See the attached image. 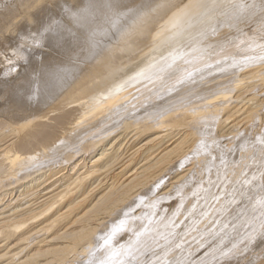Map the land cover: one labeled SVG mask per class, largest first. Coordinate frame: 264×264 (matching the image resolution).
Listing matches in <instances>:
<instances>
[{
    "label": "rangeland",
    "instance_id": "374dc122",
    "mask_svg": "<svg viewBox=\"0 0 264 264\" xmlns=\"http://www.w3.org/2000/svg\"><path fill=\"white\" fill-rule=\"evenodd\" d=\"M194 1L0 0V112L2 111L0 119L6 117L3 111L9 106L11 108L15 103L10 93L20 90L24 102L32 107L33 116L48 113L50 126L46 129L62 136L61 132L68 125L65 123V117L61 115L64 111L53 112L52 106L61 101L69 102L73 107L77 106L81 101L102 94L99 89H106L113 80L118 82L117 80L120 79L119 82L127 84L129 82L127 77L134 72L129 71V65L134 67L154 59L160 50L158 48L162 45L161 43L159 45V39L169 38V41L170 38H179L172 37L170 34L172 31L168 33L169 20L180 8L194 4L198 0ZM217 1L222 3H214L218 6H207L206 11L202 9L210 17V20L203 21L204 24L210 21L206 31L200 32L201 35L195 34L193 28V31H190V36L198 35L201 40L197 36L198 39L194 38L196 40L194 42L189 36V39L191 38L189 43L192 41L196 43L197 46L194 47L197 55L201 53L203 57L201 59L205 58L206 65L209 66L210 63L211 68L215 62L216 68L212 69L219 73L235 74L238 71L237 73L244 74L246 71L247 76L255 75L254 78L245 80V85L243 84L245 87L241 88L242 93L238 92L240 94L238 100L233 99V101L230 96L226 98L231 104L229 114L233 113L229 120L221 125L214 124L212 118L204 122L201 120L203 125L201 124L199 129L202 126L203 130H197L198 134L194 131L195 136L193 137L192 134V141L190 140L192 143L186 144V148H183L185 151L181 150L183 154L174 153L172 162L156 166H150L155 161L154 158L173 148L179 142L178 140L174 142V139H179L178 137L184 133V128L180 127L176 130L169 128L168 130H175V133L179 131V135L167 143L164 142L165 145L162 142L163 146L158 141L156 147L149 148L152 151L151 155L145 159L147 149L143 150V153L141 145L151 146L156 141L154 138H157L156 136L161 132L166 134L167 130L166 132L147 131L140 134L135 128H124L122 120H109L111 131L119 129L116 133L119 135L115 157L120 156L107 172L99 176L95 175L91 179L90 182L94 183L88 186L86 193L81 196L80 192L75 194L76 197L78 196L76 201L82 203L80 205H85V208L78 207L70 216L52 225L53 218L47 220V217H54L51 215L56 211V206L59 209V205H54V210L49 211L51 215L46 211L48 215L44 213L46 217L38 221H35V218L28 219L24 227L16 231L15 235L6 236V228L1 227L4 224L1 222L7 220V216H10L9 219L15 218L9 208L14 205L20 208L16 214L19 219L28 218L33 213L48 207L46 203L51 196L62 191V194L58 195L61 197L67 192L63 189L72 181L71 175L75 172H72L71 167L63 168L68 163L66 152L68 150L75 153L84 152L83 144L76 138H73L72 143L67 140L68 144L65 139L62 140L61 144L57 145V149L49 153L43 151L39 137L29 138L26 144L33 158L21 164L23 166L15 170L16 175L0 177L2 178L0 197L2 192H13L11 195L7 194L4 201L12 205L7 207V211L0 213V264H12V262L18 264L20 260L31 254L33 249L36 250V247L46 249L70 244L69 240L57 236L63 232L85 228L84 224L87 220L93 223L92 226L97 227L95 244L91 249L89 248L87 256L72 264H264V78L262 77L264 76V0ZM197 7L198 10L202 8V6ZM202 11L199 13L202 14ZM163 26L165 27L162 28ZM162 29L167 30L164 32ZM213 31L217 32L218 36L213 37L216 35H213ZM133 32H136V35ZM131 33L137 36L134 38H139V41L132 44L135 49L131 50V56L123 53L121 59L113 64L111 69L116 73L110 82L96 83V66L104 65L109 55L119 54L123 50V52L129 51L128 46L125 45L127 40L125 41L124 38ZM202 35L209 37V41ZM219 36L220 38H217ZM212 37L218 40H213ZM219 39L221 41L223 39V42ZM172 41H169L172 45L178 43L177 40L173 43ZM205 41H208L207 44ZM213 42L214 44H211ZM217 42L219 44L221 42L223 46ZM230 44H234L235 47H231L236 50L226 48ZM215 45L222 47L220 50L218 47L220 52L216 50ZM202 48H209L210 53L209 50L205 51L203 56L205 49ZM213 49L218 51V54L211 51ZM215 54L219 57L215 58ZM206 58L209 59L208 62ZM120 67L125 70L118 72ZM203 67L205 66L193 65L189 70L176 75L169 82L173 83L172 90L184 84L186 77L188 79L195 76V73H202ZM102 69L104 70V67ZM25 73L30 74L28 80L23 76ZM139 85H142L140 90H144L143 83ZM7 88L10 90L9 95L6 94ZM160 92L162 95L166 93L164 88ZM149 94L150 92L144 93L143 98L140 96L141 101L138 98L141 104H138L136 111L131 113V119L136 114L133 119L148 113V109H153L151 111L156 109L151 108L155 101L152 100V103L150 99L145 100L146 95ZM172 94L173 92L170 91L163 95L159 99L160 103L167 104ZM162 105L159 104L158 107ZM3 107L5 110H2ZM86 110L83 109L84 112ZM107 115L102 119L113 118V112ZM56 117L58 118L55 121ZM61 118L65 119L63 123ZM13 141H17L16 138L11 139L6 145ZM149 142L151 143L147 144ZM104 144L109 145V142ZM108 145L107 148L110 147ZM4 147L6 148L5 145L0 147L1 158L5 154ZM139 147L140 152H138ZM128 162L131 165L126 169L125 175L120 179L114 178V172L120 171L124 163ZM49 166H57V171L52 173V176L47 171ZM46 171L45 175H49L47 176L49 179L39 187L29 186L32 177L28 174L33 172L32 176H40ZM41 179L45 180V176ZM114 182L121 184L119 187L116 185L119 189L117 197L123 196L125 192L127 194L126 198L116 202L107 212L104 210L107 207L103 206V198ZM15 195L18 196L12 202L7 201ZM4 203L0 206V210L5 206ZM85 211L89 214L78 222ZM98 215L100 221L94 222ZM156 237L160 238L157 240ZM109 242L115 245L114 252L110 253L109 260L107 256L102 259L100 255L106 253ZM7 251L11 252L3 255ZM113 254L115 257L112 256ZM38 261L37 264L71 263L67 260H64L67 263L61 262L58 256L53 257L51 254L39 256Z\"/></svg>",
    "mask_w": 264,
    "mask_h": 264
},
{
    "label": "bare ground",
    "instance_id": "6f19581e",
    "mask_svg": "<svg viewBox=\"0 0 264 264\" xmlns=\"http://www.w3.org/2000/svg\"><path fill=\"white\" fill-rule=\"evenodd\" d=\"M214 3L221 4L222 2H219L217 0H198L196 3H194V4L191 3V5L188 4V6L186 5L187 7L185 6L183 8H180L179 11L172 14L173 18L172 17H171L172 19L170 18L171 20H169L170 23H168L169 25L167 26L168 27L167 29L168 30L170 29L168 31V33L172 31V33H170V34H172L171 35L172 37H174V36L179 37L178 39H176L175 37H174L175 39L170 38V40H173V41L177 40L176 42H178V43L177 44L174 43L172 45L169 43L170 40L168 41L169 38L166 40L165 39L164 40L159 39L160 42H158V43H159V45H160V43L162 45L160 46L161 48H158L160 50H159V52H157L154 59L146 61L142 64L140 63V64H138V66H134V67L132 65H129L130 66L129 71L133 70L134 72H132V74L127 77L128 78L127 80L129 81V82H127V84H124L123 82H119L120 79L117 80L118 82H116V81L114 82V80H113V83L110 84L109 86H107L106 89H104V88L99 89L100 93H102V94H99L95 98H89L88 100L81 101L79 103V105L74 106V107L71 103L66 102V101H61V102H57V104H54L52 106L53 107L52 109H54L53 112L57 111V110H63L64 112L61 113V115L63 117H65L66 120L61 118V122L63 123L65 120V123L68 124L66 127H64L63 131L61 132L62 136H59V134H56V132L49 131L46 129V127L50 126V123L48 122V120H49L48 113L33 116L34 113L32 111V107H29L27 102H24V100H23L24 97H22V92L20 93V90H19V92L17 91L16 93H10V90L8 88L6 89V91H7L6 94L9 95V93H10V96H12L11 98L14 99L15 103H13L11 105V108L9 106V108H7L6 110L4 109V107L2 108V110H5V111H3V114H5L6 117H4L3 119H0V147L5 145L6 148L4 147L5 148V149H3L4 151L2 150L5 154H3L2 158L1 157L0 158L6 160V162L4 160L0 159V177L7 178L6 176H8V175H11V174L16 175L17 172L15 170L22 167L23 165L21 166V164H25V162H27L33 158L32 156H30L29 146L26 144V142L29 140V138L39 137L40 143L43 146V151H45L47 153H49L50 151H54V149L57 147V145L61 144L62 140L64 141V139H65V141L68 140L69 142H71V141H73V138L74 139L76 138L77 141H80V143L83 144L82 148L84 149L83 153H79V152L75 153V151L72 152L69 150H68V152H66L67 153L66 157H67L69 164L67 163L68 165L66 164L67 166L65 165L63 168L71 167L70 169L72 170V172L75 171L74 174L71 175L72 181L64 187L63 191H67L66 193H64L61 197H58V195L62 194V191L56 195L51 196L48 200L49 202L47 201L48 203H46V204H48V207L46 206V208L44 207L43 209L39 210L40 212L33 213L28 218L21 217V218L17 219L16 214L18 211H20L19 210L20 208L18 206H15V205L12 208H9L11 203H7V204H6V202L4 203L7 194L11 195V194H13V192H11V191L10 192L8 191L5 193L2 192V195L0 197V206H2L3 203L5 206L0 210V213H4V211H7V207H8L9 210L13 211L12 215H15V218L9 219L10 216H7L8 217L7 220L1 222V223H4L1 227L6 228V230H5L7 232L6 236L8 234L10 236L15 235L16 231H20V229L22 227H24L23 225L28 221V219H34L35 218V221H38V220L42 219L43 217H46L44 215V213H46V211L51 212V209L54 210V208H55L54 205H59V209H57V206H56V211L52 215L49 212V214L51 216H54V217H50V216L47 217V220L53 218L51 221L52 225H54L55 222L58 223V221H60L61 219L70 216L71 213L75 209H77L78 207H80V206L84 207L85 206V205H80L82 203H79V201H76L78 196L76 197L75 194L76 193L78 194L80 192V196H81L84 193H86L88 186L92 185L94 183V182H90L91 179L95 175L99 176L100 174H103L105 171L107 172L110 169V167H112L115 164V162L117 161V159L120 156L119 155L117 158L115 157L116 156V144H117L116 141L118 138L117 136L119 135L116 133H118L117 131L119 129L117 131L115 129L111 131L110 129H112V126L110 125L111 123H109V120H111V121H113L114 119L115 120H118V119L122 120L123 121L122 123L124 124L122 126H124V128L125 127L135 128V130L138 133L140 132V134H144L145 132L147 133V131H154V132L155 131H158V132L159 131H165L166 132V130H167L166 134H163L162 132L159 134L157 132L159 135L156 136L157 138H154L156 140L155 142L153 139L154 143L151 146L143 147V145H141L142 151L143 150L145 151L147 149V152L145 154L146 156H144L145 159L148 158L149 155H151L152 151H150L149 148H151L153 146L156 147V144H158V141H159V144H161L163 142L162 144L165 145L164 142L167 143L168 141L173 140L175 137H177L176 135H179V131L177 133H175L176 129H178L180 127H182V129L184 128V133L178 137L179 139H176V140L174 139V142L177 140L179 142L173 148L166 151L160 157L154 158L155 161L153 163L151 161L152 164L150 166H156L158 164H164V163L166 164V162L168 163L169 161L172 162V155L174 153L181 152V150L186 146V144L190 142L192 134L195 133L194 131H197V130L200 131V129L202 127L201 126L199 129V126L202 124L201 120L204 122V121L212 118V120L215 121V122L213 121L214 124L216 123V125L217 124L221 125L225 121L227 122V120H229V118L231 117V114H233V113L229 114V112H231L230 111L231 104L228 103V102H230V100L228 101V100H226V98L228 96H230V98L232 100L233 99L238 100L240 97V94L238 92H241V88H242L243 84L245 83V80H247L251 77L254 78L255 75L252 74V75L247 76L245 74V73H247L246 71L244 74L243 73H237L238 71L235 74H232V72L231 73L230 72L229 73L228 72L227 73H222V72L219 73L218 71L212 69L213 67L216 68V66H214L215 62H214L213 66L211 65L212 66V68H211L210 63H208L209 66L206 65V63L204 61L205 58H204V60L201 59V57H202L201 53L197 55V53L195 52L196 47H194V45L196 43H194V42L196 40H194V38L198 39V37H199L198 35L199 34L201 35L200 32L203 33L204 31H206L205 29L208 27L207 24L210 22L209 21L210 17L207 15V12H203L202 9L205 10L207 6H211V7H213V5L218 6V4H214ZM102 5H104V4H102ZM197 6H199V7L202 6V8H200L201 10L199 9L200 11L203 12L202 14L199 13L200 11L198 10ZM106 7H107V5H106ZM162 16H163V14H162ZM163 17L165 18V16H163ZM205 17H206V19H204ZM207 19H209L208 22L206 24H204L203 21L206 22ZM164 27L165 26H163L162 28H164ZM192 28L194 29V32H196L195 34H198V35H195V34H192V35H194L196 37L198 36L197 38L190 36V31H193ZM143 29H145V26L143 27ZM167 29H164V30H167ZM137 30H138V28H137ZM164 30L162 29V31H164ZM150 31H151V28H150ZM133 33H131L129 35L128 34L125 35V38H124L125 41L127 40V44H125V45L128 46L129 51L125 50V52H123L124 51L123 50L119 54L109 55L107 57V59L104 61V65H102V66L97 65L96 66V68H95V74H96V77H95L96 80L95 81H96V83H101L103 81L104 82H110L112 76L116 73L115 71L112 72L111 67L113 66V64L115 62L117 63L121 59L123 53L125 55L127 53V55L131 56V50L135 49V46L132 44L136 41H139V38H134V37H137V36H134V34L136 32L134 34ZM216 33L213 31V35ZM205 34L207 35V33H205ZM209 34L212 35V33H209ZM221 34L224 36L223 33H221ZM221 34H219V35L221 36ZM189 36L193 38L194 42L192 41V43H189V42H191L190 41L191 38L189 39ZM216 36H218V35L216 34L213 37H216ZM220 36L217 38H220ZM202 37L208 38V41H209V37H204L203 35H202ZM165 38H167V37H165ZM199 39H200V37H199ZM216 39L213 38V40H216ZM223 39H225V38H223ZM223 39H222V41L220 39L219 40L221 42H223ZM121 41H122V39H121ZM173 41H172V43H173ZM208 41H205V43ZM225 41H226V39H225ZM221 42H220V44H221ZM145 43H147V42H145ZM199 43H201V41ZM226 43L228 44V42H226ZM229 43H230V41H229ZM211 44H214V42ZM227 44H226V46H227ZM119 46H120V42H119ZM195 46H197V45H195ZM201 46H203V45L201 44ZM221 46H223V45L221 44ZM231 46H234V44H230V46L226 47V48H228L229 50H234V49L236 50V48H234L235 46L234 47H231ZM205 47H207V46L205 45ZM209 47L211 48L212 46H209ZM215 47H216V45H215ZM218 47H216L217 48L216 50H218ZM140 48H141V46H140ZM197 48H201V47H197ZM221 48L222 47H219V50ZM123 49H124V47H123ZM204 49H203L204 50L203 56L205 55L204 53H206L205 51H208L209 48L208 49L204 48ZM197 50H199V49H197ZM214 50L215 49H213L211 51H214ZM139 52H140V50H139ZM208 52L210 53V50ZM214 52H216V51H214ZM217 52H216V54H218ZM224 52H225V50H224ZM224 52H222V53H224ZM154 53H156V52H154ZM209 53H208V55H209ZM150 55H152V54H150ZM208 55L206 56L207 58H208ZM211 56H214V55H211ZM137 57H138V55H137ZM218 57L219 56L216 55L215 58H218ZM147 58H148V56H147ZM207 58H206V61L208 62L209 59L207 60ZM133 59H134V57H133ZM211 59L215 60L214 58H211ZM126 60H128V59H126ZM123 65L124 64H122L121 67H123ZM193 65H198V66L204 65L205 67H203V72L200 74L195 73V76H193L191 78L189 77L188 79L186 77L185 78L186 80L184 79L185 80L184 84H182L181 86L176 87L174 90H172L174 87V86L171 87L173 83H169V82L171 80H173V78L176 75L180 74L183 71L189 70ZM103 67H104V70L102 69ZM120 68L118 69V72L125 70V68H121V69ZM23 76H25V80H28V78H30L29 73H25ZM262 77L264 78V76H262ZM25 80H23V81H25ZM143 81L146 82V84ZM140 83H143V85L145 84L144 85L145 87L143 88L144 90H142V89L140 90V88L142 86V85H139ZM243 87H245V86H243ZM163 88H164V91H166V93L172 91L173 94L170 96V101L167 104L163 103V105H162L160 103L159 99L163 95L166 94V93L163 95L161 94L160 90H162ZM22 91H24V90H22ZM149 92H150V94H149V96L146 95L147 97H145L146 98L145 100L148 101V99H150V101L152 103H153V101H155L153 103L154 106H152L151 108H156V109L154 111H151L153 109H151V110L148 109V113H146V114H144L138 118L133 119L137 115L135 113L136 115H134L131 119V116H130V115H132L131 113L136 111L135 109H136L138 104H141L140 103V101H141L140 96L144 95V93H149ZM7 98H9V97H7ZM138 98L140 101L138 100ZM142 98H143V96H142ZM162 100H164V99H162ZM6 101H9V100H6ZM157 102H159V103H157ZM164 102H165V100H164ZM159 104L162 106L158 107ZM6 105H8V103ZM6 107H8V106H6ZM83 109H87V110L84 112ZM110 112H113V115H112L113 118H111V119L107 118V120L102 119L104 116H108L107 114ZM157 114H159V115H157ZM225 115H228V116L224 117ZM252 115L254 116V113ZM253 116H251V117H253ZM57 118L58 117H56L55 121L57 120ZM205 124L206 123H204V125ZM205 127L206 126H204V128ZM169 128H173L175 130H171V129L168 130ZM196 128H198V129H196ZM201 130H203V129H201ZM206 130H207V128H206ZM180 131H182V130H180ZM198 131H197V134H198ZM119 132H121V131H119ZM194 136H195V134H193V137ZM95 137H97V138H95ZM15 138L17 141H13V142H11V144L9 143L8 145H6L11 139H15ZM69 139H71V140H69ZM68 141H67V144H68ZM107 142H109L110 147L107 144L109 148H107V145L104 144ZM150 143L151 142H149L147 144H150ZM190 143H192V142H190ZM188 146H189V144H188ZM65 148H66V146H65ZM159 148H160V146H159ZM111 150H113V151H111ZM140 150L141 149L139 147V151L138 150L137 151L140 152ZM65 151H67V150H65ZM144 151H143V153H144ZM61 152H62V150H61ZM181 153L183 154V152H181ZM26 155H28V157H25ZM113 159H115V161H113ZM2 161H4V162H2ZM90 162H91V164H90ZM130 165H131L130 162L124 163V165L121 167L122 169L120 171L114 172L113 177L119 178V179H120V177H123L125 175V173L127 172L126 169ZM56 168H57V166H49L47 171H49L50 173H48V174H50V175L52 173L54 174V172L57 171ZM47 171L44 174L43 173L40 174V176H38V175L32 176L34 173H36V171H34V173L33 172L30 173V175L28 174V176L32 177L29 180V182H30L29 186H31L33 188L39 187V185H41L47 179H49L47 177L49 175H45L47 173ZM38 173H39V171H38ZM44 176H45V180L44 179L42 180L41 178ZM64 176L62 175V177H64ZM2 178H0V179H2ZM64 178H67V177H64ZM18 181H20V180H18ZM116 185H118V184L114 182L103 198V206L107 207V209H104V210H106L107 212H109L114 207L116 202H119V201L123 200L124 198H126L125 196H126L127 192H125L123 194V196L117 197V195L119 194V189L116 188ZM120 185L121 184H119L118 187ZM20 186H22V185H20ZM94 190H95V187H94ZM94 190H92V192ZM17 196L15 195V197H12V199H9L7 201L12 202ZM17 199H19V198H17ZM83 202H84V200H83ZM95 205H97V203ZM91 211L92 210H90V212ZM107 212H105V213H107ZM87 214H89V212L85 211V213L82 214V216H80L78 222ZM109 214H111V213H109ZM22 215H23V213H22ZM99 215H98V217H96L93 220L94 222H95V220L97 221L98 219H100ZM37 217H39V218L36 220ZM98 221H100V220H98ZM51 222H50V224H51ZM88 223H89V220H87V223L84 224L85 228H83V229L74 230L71 232H63L60 234L58 233L59 235L57 236V238L67 239V240H69L70 244L60 245V246H52V247H49L46 249L36 247V250L33 249L31 254H28V256H26V258H24L23 260H20L19 263L18 262H16V263H18V264H37V263H39V261H38L39 256H46L48 254H51V256H53V257L58 256L59 259L61 260V262H66L64 260H67V262L68 261L71 262L70 264L74 263L76 260L78 261V260L82 259L83 257L87 256V254L89 253V251H90L89 248L91 249V247L94 246V244H95L94 236L97 235V227L92 226L93 223L92 224L91 223L88 224ZM123 225H125V224H123ZM117 227H118V225H117ZM106 230H108V229H106ZM118 233H119V231H118ZM102 234H104V233H102ZM142 234H144V233H142ZM149 234H150V232H149ZM55 235H57V234H55ZM99 235H101V234H99ZM104 235H106V234H104ZM144 235H146V234H144ZM108 236H110V234ZM156 238L158 240V238H160V237H156ZM146 241H148V240H146ZM112 244H113V242L108 243V246L106 247V253L102 256L100 255V258L103 259L104 257L107 256L108 260L110 259V256H111L110 253H113L114 252L113 248H115V245L113 244L114 245V247H113ZM132 251H133V249H132ZM10 252L11 251H7L3 255H7ZM92 252H94V251L92 250ZM112 256L115 257L114 254ZM97 257H99V256H97ZM117 257H116V259H117ZM94 260H96V259L94 258ZM110 262H112V261H110ZM12 264H13V262H12Z\"/></svg>",
    "mask_w": 264,
    "mask_h": 264
}]
</instances>
